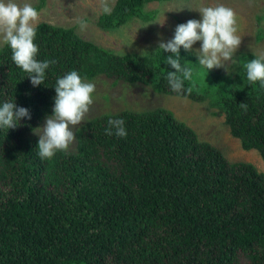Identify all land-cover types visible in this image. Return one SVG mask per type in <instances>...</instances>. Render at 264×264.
I'll list each match as a JSON object with an SVG mask.
<instances>
[{"label": "trees", "instance_id": "obj_1", "mask_svg": "<svg viewBox=\"0 0 264 264\" xmlns=\"http://www.w3.org/2000/svg\"><path fill=\"white\" fill-rule=\"evenodd\" d=\"M153 1L172 0H118L100 24L112 30L151 19L144 6ZM34 42L38 59L55 60L38 87L10 48H0V102L15 99L31 114L0 130V264H264V172L230 162L168 110L112 115L125 120L124 138L105 134L108 115L95 118L77 131V152L47 160L26 136L51 114L57 77L73 69L204 102L210 91L194 81L192 55L180 50L193 76L190 92L178 95L166 79L170 53L117 55L49 24ZM242 71V90L221 94L218 104L231 134L264 160V87Z\"/></svg>", "mask_w": 264, "mask_h": 264}, {"label": "rangeland", "instance_id": "obj_2", "mask_svg": "<svg viewBox=\"0 0 264 264\" xmlns=\"http://www.w3.org/2000/svg\"><path fill=\"white\" fill-rule=\"evenodd\" d=\"M41 2L42 0H31L36 8L41 5ZM117 2L118 0H115L113 10ZM216 3H223L233 9L241 43L234 52V61L226 62L222 67L208 71L198 64L195 52H188L196 60L198 67L199 73L197 79L194 75V81L198 82L200 87L208 88L210 91L204 102L166 95L157 91L154 86L116 81L100 74L90 79L96 84L95 99L85 117L86 121H82L74 129L76 137L81 127L109 112L114 115L126 110L145 112L164 108L176 119L194 129L200 140L221 150L230 162L249 163L259 172H264V160L260 152L255 149L245 150L242 147L241 141L231 134L226 122V114L218 104L221 94L242 90L244 65L253 58L264 56V0L153 1L144 6V11L151 14V19L133 17L112 30H107L100 24L105 16L100 11V0H45L42 8L45 12L40 17L37 29L42 24L74 28L85 41L114 54L143 55L146 52L145 55H150L159 51L161 41L167 42L173 37L177 25L191 19L199 20L201 16L198 10ZM163 12H165L164 16ZM85 17L88 18V26L81 31L78 19ZM118 32H127L128 46H124L123 42L117 38ZM2 46L3 44H0V48ZM194 48H199V42L194 45ZM180 50L186 52L183 48ZM182 60L186 59L182 58ZM44 121L45 119L39 128L43 127ZM39 134L40 130L37 129L26 136L39 139ZM78 148L79 142L76 139L68 149L77 152Z\"/></svg>", "mask_w": 264, "mask_h": 264}, {"label": "clouds", "instance_id": "obj_3", "mask_svg": "<svg viewBox=\"0 0 264 264\" xmlns=\"http://www.w3.org/2000/svg\"><path fill=\"white\" fill-rule=\"evenodd\" d=\"M114 3L115 0H100L102 14L111 15ZM198 11L199 20L191 19L177 25L173 37L159 43V51L170 53L164 63L174 71H167L166 79L169 89L178 95L190 92V89H185V81H190L193 76L189 63L181 64V48L186 52H195L198 64L208 71L234 61V52L241 43L232 8L216 3ZM44 12V9L34 7L31 0H0V44L10 48L13 63L27 74L33 87L44 85L47 70L55 64L54 59L37 58L39 46L34 41ZM78 25L81 31L85 30L88 18L78 19ZM116 36L124 46H128L127 32H118ZM197 42L199 48H194ZM244 68L250 83L259 82L264 87V56L249 60ZM53 88L56 95L52 112L46 116L43 127L37 128L40 130L37 154L44 160L51 159L58 151L67 152L77 139L74 129L86 121L85 117L94 103L96 84L73 69L57 77ZM106 114L109 118L105 134L126 137L125 120L122 117L113 118L110 112ZM22 119H31L28 108L17 105L15 99L0 102V130L8 132L18 127Z\"/></svg>", "mask_w": 264, "mask_h": 264}]
</instances>
